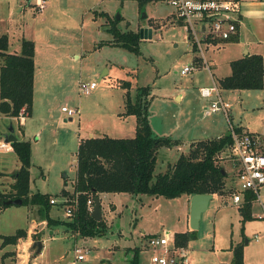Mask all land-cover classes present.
Listing matches in <instances>:
<instances>
[{
    "label": "rangeland",
    "instance_id": "rangeland-1",
    "mask_svg": "<svg viewBox=\"0 0 264 264\" xmlns=\"http://www.w3.org/2000/svg\"><path fill=\"white\" fill-rule=\"evenodd\" d=\"M34 2L0 0V35L7 34L8 51L19 52L23 38L34 43L31 113L23 123L17 117L0 116V137L12 126L17 137L30 143V193L39 191L56 197L63 188L73 190L79 140L89 137L90 133L117 135L118 123L127 125L126 120L118 116L124 110L125 89L121 87L124 80L131 82V93L137 87L149 86L150 104L155 110L153 121L162 131L171 128L173 136L184 140L179 151L175 147L158 149L154 175L164 172L181 152L188 151L189 142L185 140L191 136L196 140L207 137L202 129L214 115L206 117L202 115L203 110L195 112L189 127L187 118H182L185 116L182 113L188 109L186 102L178 104L173 98L178 90L212 86V81L205 69L180 73L184 66L193 65V57L200 54L193 42L187 40L186 29L167 0H47L43 9H37ZM111 19L122 30L151 29V37L140 40L139 53L104 44L112 38L107 24ZM203 48L205 51V44ZM219 54L222 53L215 54V60L224 61ZM223 66L225 64L216 75L220 76ZM80 81H95L97 87L90 95H83L78 89ZM240 92L244 94L242 101L230 97L228 115L236 108L241 121L248 123L251 130L263 133L264 91ZM195 99H198L196 94ZM199 101L197 110L204 102ZM64 105L78 108L79 113L68 116L61 112ZM163 105L167 113L160 121L158 111ZM155 123L154 135L159 133ZM11 152H0L2 191L11 190V174L19 165ZM232 158L228 151L220 154L218 164L227 170L225 187L229 190L213 196L202 213L199 227L193 232L190 206L187 223L185 195L166 198L104 193L100 199L105 218H101L106 226L102 234L95 237L65 232L62 226L48 227L46 221L39 224L42 220L37 207L10 204L0 211V264H72L76 247L85 256L76 264H131L134 258L137 264H155L151 262L152 252L145 248V242L148 235H161L166 231L171 232L172 243L174 232L188 231L192 235L187 242L190 264H233L234 250L238 246L242 247L245 264H264L263 210L252 200L253 216L242 222L237 205L231 201L235 191ZM110 204L115 205L112 211ZM49 214L52 218L68 219L62 206L52 205ZM33 218L36 224L33 222L35 225L27 235ZM17 230H25V236L14 244L3 245L1 236ZM35 241L43 244L39 253L32 246Z\"/></svg>",
    "mask_w": 264,
    "mask_h": 264
},
{
    "label": "trees",
    "instance_id": "trees-1",
    "mask_svg": "<svg viewBox=\"0 0 264 264\" xmlns=\"http://www.w3.org/2000/svg\"><path fill=\"white\" fill-rule=\"evenodd\" d=\"M107 24L112 38L104 44L139 53V30H122L113 19ZM20 45L18 53L9 52L7 34L0 35V115L5 117H17L21 109L29 114L33 103L34 43L23 38ZM263 64L262 56L257 54L231 61V73L219 79L218 87L226 90L263 89ZM121 87L125 89L124 111L121 114L135 116V135L125 138L103 135L79 140L73 190L70 192L63 188L59 193V196L67 199L77 195L78 204L73 215L67 220L52 218L49 214L53 205L49 201L51 195L38 191L30 193V143L20 139L11 142L19 168L12 174L14 182L10 185L11 190H0V211L8 206L6 200L20 198L22 204L37 207L40 220L46 221L48 227L62 226L65 232L95 237L102 234L106 225L102 218L96 221L91 216L86 207L89 197L99 198L101 193H129L176 198L194 194L220 195L229 190L225 187L228 176L226 168L218 164V160L232 143L230 134L191 142L187 152H181L164 172L154 175L158 149L178 146L181 141L152 133L148 120L149 86L137 87L131 93V82L124 80ZM222 168H225V172ZM252 200V195L245 193L243 202L239 204L242 222L252 218ZM25 234V230H17L14 234L1 236L2 243L14 244ZM191 236L189 232L176 233V245H187ZM131 264H137L136 258ZM233 264H243L241 246L234 250Z\"/></svg>",
    "mask_w": 264,
    "mask_h": 264
},
{
    "label": "built area",
    "instance_id": "built-area-1",
    "mask_svg": "<svg viewBox=\"0 0 264 264\" xmlns=\"http://www.w3.org/2000/svg\"><path fill=\"white\" fill-rule=\"evenodd\" d=\"M47 0H35L37 9H43ZM174 8L175 16L180 19L187 32V40L193 42L194 48L200 54V58L205 63L203 44L213 40H229L237 34L238 23L240 21V10L238 0H167ZM196 66H184L181 74L193 71ZM95 81H80L78 89L83 95H90L96 88ZM200 94L204 97L215 95L211 101L208 111H222L228 118L230 104L224 101L216 86L201 87ZM61 112L68 116L79 113L76 107L61 106ZM27 112L21 109L17 118L23 123ZM232 143L227 148L232 155L235 172V187L231 194L233 204H241L244 194L250 193L254 202H258L263 210L264 218V132H241L238 133L230 128ZM13 146L11 142H6L0 138V152H11ZM50 203L63 207L66 217H71L77 207V195L71 199L64 196L50 197ZM68 201V202H67ZM94 201L92 197L87 198L86 207L92 211ZM171 233L161 235H149L145 242V248L151 250V262L155 264H189L188 250L185 246L176 245L175 240L171 241ZM258 240V235H255ZM81 249L76 247L75 261L80 262L85 259Z\"/></svg>",
    "mask_w": 264,
    "mask_h": 264
},
{
    "label": "crops",
    "instance_id": "crops-1",
    "mask_svg": "<svg viewBox=\"0 0 264 264\" xmlns=\"http://www.w3.org/2000/svg\"><path fill=\"white\" fill-rule=\"evenodd\" d=\"M238 1H239V10H240V21L238 23L237 34L229 40H213V41L208 42L205 45V51H204L205 63L202 61V59L199 56L193 57V64L196 66V68H199L201 70L205 69L208 72V74L210 75L211 81H212V86L217 87L218 92L220 94V97L224 101L228 102L230 104V107H231L230 97H231V99H235V98L237 99L238 98L242 101L243 95H244L243 92H240V90H226V89H221L218 87L219 79H221L225 76H228L231 73L230 62L233 60H236V59L243 58L247 55H252V54L260 55V56H262V58L264 60V0H238ZM17 8H20V5ZM108 40H111V39H108ZM219 52L222 53V54H219V56H222L225 58L224 61H219L218 59L215 60L214 56L216 53H219ZM12 53H18V51L14 50ZM34 64H35V61H34ZM222 64H225V66H223L221 68L220 76H218L215 74V72L220 69ZM263 67H264V64H263ZM107 71H108V68L105 70V73ZM34 83H35V72H34ZM202 87H211V86H202ZM200 88L201 87H197V89H195L193 87V90L191 88L190 89L185 88L183 90H178L173 95V98L176 100V102L178 104L186 102V104H187L186 107L188 109L185 110L184 113H182L183 115H185V116H182V118H185V117L187 118L188 123H189V127H190V125H192L193 113H195V112L199 113V111L203 110V112H202L203 116H205V115H206V117L207 116L211 117L213 115L215 116V117L213 116L211 118L210 122L207 123V125L205 127H203L202 133L207 136L203 139L219 138V137L225 136L227 134H230V132H231L230 128L234 129L238 133H241V132H252V133L258 132V131L251 130L248 123L241 121L240 118L237 117V114H236L237 109L236 108H234L233 111L231 110L232 112H231V114H229L228 118L225 117L224 113L221 111L209 112L208 107H209L211 101L214 100L216 97H215V95H211L210 97L202 96L200 94V91H199ZM260 90L264 91V87H263V89H260ZM234 92H238L237 95H234ZM192 94H193V97H192ZM195 94H196V96H198V99H195ZM201 99H203L204 102L199 104V108L197 110V104L200 102L199 100H201ZM151 105L152 104H150L149 109H148V120H149L151 130H153V126L155 123L153 121V118L155 117V110H152ZM163 107L166 108V106L163 105L162 108H160L158 111L159 119L167 113L166 110L165 111L163 110L164 109ZM123 111L119 112L118 116H120L119 119L126 120L127 125L124 126L121 123H118L119 125H118L117 130L119 131L118 132L119 134H117V135L114 134L113 136H111L112 134H108L107 132H102V135H99V136L107 135V136L115 137V138H125V137H133L135 135L136 118L134 115H122L121 113ZM30 113H31V111L29 112V115H30ZM0 116H2V115H0ZM9 118H13V117H9ZM160 121H162V118L160 119ZM174 125H176V123ZM156 126H157V124H156ZM157 127H158L157 130L159 133H157L156 136H163V137H168V138L173 137L171 139L179 140V141H181V143H182V141H184V140L178 138L177 136H173L174 131L171 132V128L169 130H167L168 128L167 129L164 128V130L162 131L161 128H159V126H157ZM13 134L15 135L14 130H13ZM93 136L94 135L92 133H90L89 137H93ZM15 137L17 139H20V140L22 139V138L17 137L16 135H15ZM0 138L5 139V134L3 137H0ZM203 139H198V140H203ZM185 141L189 142L188 145H190L191 142H194L197 140L193 139V136H191L190 139L185 140ZM174 147L176 148L177 151H179L181 148L180 145L174 146ZM167 149H169V148H167ZM2 153L11 154L12 152H10V153L2 152ZM177 158H178V156H177ZM177 158H175V160H173V162L170 164H173L177 160ZM0 161H2V160H0ZM16 168H19V165ZM11 180L12 181H10V185L14 182V178H13L12 174H11ZM66 190H68V189H66ZM68 191H70V190H68ZM31 193H34V192H31ZM59 193L57 196H59ZM102 194H104V193H101L100 196ZM214 195L215 194H213V196ZM185 196H186L185 198H186V201L188 204L187 205L188 214L186 216L187 217V223H188L189 222V206H190V197L191 196H188V195H185ZM99 200H100L101 211H102V203H101L100 197H99ZM224 204L227 205L228 202L226 201ZM235 205H237V204H235ZM110 206H111L110 211L115 209V205L110 204ZM238 207H239V205H237V208ZM238 211H239V208H238ZM239 214H240V212H239ZM102 216L105 218L103 211H102L101 217ZM251 216H253L252 213H251ZM201 217H202V214H201ZM201 217H200L199 223L201 221ZM240 217L242 220L241 214H240ZM103 221H104V219H103ZM33 222L36 224L34 218L32 219V225L27 230V235H29L31 233L30 232L31 228H33L35 225V224H33ZM43 222H45V221H39V224H43ZM166 233H171V232L166 231ZM176 233H184V232H174V240H175V234ZM258 239H259V237H258ZM187 248H188V245H186V249ZM34 264H36V263L34 262ZM189 264H190V259H189ZM243 264H245L244 263V255H243Z\"/></svg>",
    "mask_w": 264,
    "mask_h": 264
},
{
    "label": "water",
    "instance_id": "water-1",
    "mask_svg": "<svg viewBox=\"0 0 264 264\" xmlns=\"http://www.w3.org/2000/svg\"><path fill=\"white\" fill-rule=\"evenodd\" d=\"M143 16H146L143 13ZM139 34L141 39H147L151 37V29H139ZM17 140L15 135L13 134V127H9L8 133L5 134V141L6 142H14ZM222 171L225 172V168H222ZM213 194H194L190 197V227L192 230H196L199 227V220L201 214L207 209L209 201L212 199ZM94 206L91 211V216L96 220L99 221L101 219V204L98 197L93 198ZM6 205L16 204L21 205L22 200L20 198L16 199H9L5 201ZM36 248V253H39L43 248V244L41 241H35L32 245Z\"/></svg>",
    "mask_w": 264,
    "mask_h": 264
}]
</instances>
